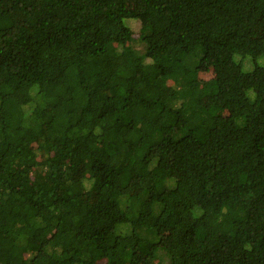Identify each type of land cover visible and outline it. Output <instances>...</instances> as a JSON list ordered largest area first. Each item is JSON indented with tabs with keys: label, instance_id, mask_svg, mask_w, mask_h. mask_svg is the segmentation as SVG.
Segmentation results:
<instances>
[{
	"label": "trees",
	"instance_id": "1",
	"mask_svg": "<svg viewBox=\"0 0 264 264\" xmlns=\"http://www.w3.org/2000/svg\"><path fill=\"white\" fill-rule=\"evenodd\" d=\"M0 264H264V0H0Z\"/></svg>",
	"mask_w": 264,
	"mask_h": 264
},
{
	"label": "rangeland",
	"instance_id": "2",
	"mask_svg": "<svg viewBox=\"0 0 264 264\" xmlns=\"http://www.w3.org/2000/svg\"><path fill=\"white\" fill-rule=\"evenodd\" d=\"M136 31H138V27L136 26ZM214 77V73L213 71H210V70H204L203 72H201V75H200V79L202 82H206L210 79H212ZM203 103H205V105H209V102L208 100H205Z\"/></svg>",
	"mask_w": 264,
	"mask_h": 264
}]
</instances>
